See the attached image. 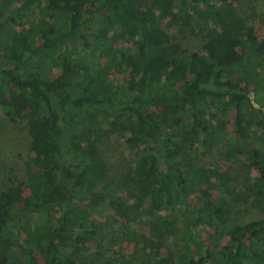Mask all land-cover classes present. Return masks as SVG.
<instances>
[{
    "label": "trees",
    "instance_id": "16d2710c",
    "mask_svg": "<svg viewBox=\"0 0 264 264\" xmlns=\"http://www.w3.org/2000/svg\"><path fill=\"white\" fill-rule=\"evenodd\" d=\"M1 116L28 151L0 264H264V215L235 222L264 204L253 0H0ZM113 135L136 157L116 180Z\"/></svg>",
    "mask_w": 264,
    "mask_h": 264
},
{
    "label": "rangeland",
    "instance_id": "374dc122",
    "mask_svg": "<svg viewBox=\"0 0 264 264\" xmlns=\"http://www.w3.org/2000/svg\"><path fill=\"white\" fill-rule=\"evenodd\" d=\"M248 5V4H247ZM253 5L258 9H264V0H253ZM200 45L198 39L189 40L187 46L197 49ZM117 80H121V75H115ZM232 125V114L228 118V129ZM101 150L109 165V179L116 180L123 177L125 173L134 165L135 154L128 149L124 136L113 135L103 139L100 143ZM28 151V143L22 123L18 125L8 122L3 116L0 117V190L10 185L9 178L14 176L22 177L25 173L23 159ZM216 158L223 162V156L218 153ZM224 163V162H223ZM243 214L235 222L243 223L250 219H256L264 215V204L262 208L245 206ZM206 235V234H205ZM19 245H23L21 241Z\"/></svg>",
    "mask_w": 264,
    "mask_h": 264
}]
</instances>
